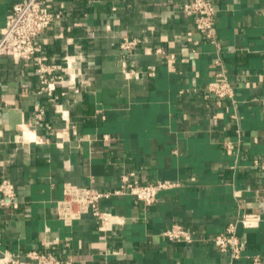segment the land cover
<instances>
[{
    "label": "crops",
    "instance_id": "obj_1",
    "mask_svg": "<svg viewBox=\"0 0 264 264\" xmlns=\"http://www.w3.org/2000/svg\"><path fill=\"white\" fill-rule=\"evenodd\" d=\"M19 1L0 0V38ZM51 1L60 17L39 42L62 67L52 95L34 61L0 56V180L14 183L19 202L0 205V255L26 264H35L32 250L72 264H228L212 237L255 212L262 222L240 228L235 264L264 259V171L253 165L264 155V0H213L219 47L181 10L187 0ZM124 37L139 40L128 55L138 77L122 72ZM218 57L235 100L208 89ZM130 171L141 183L176 186L152 205L131 194L102 199L104 223L90 213L72 224L59 218L67 184L114 191ZM174 223L194 241L165 237Z\"/></svg>",
    "mask_w": 264,
    "mask_h": 264
},
{
    "label": "built area",
    "instance_id": "obj_2",
    "mask_svg": "<svg viewBox=\"0 0 264 264\" xmlns=\"http://www.w3.org/2000/svg\"><path fill=\"white\" fill-rule=\"evenodd\" d=\"M181 10L194 17L196 24L201 28L206 39L213 44L220 46L216 34V5L213 0H187ZM60 13L53 11L51 0H21L13 5L12 11L7 18L6 25L0 38V56L20 58L25 61H34L37 65V73L42 83V90L52 95L56 89V82L63 81V75L58 73L61 66L51 63L46 54L43 53L42 45L39 42L40 34L48 28ZM137 38L124 37L120 48L122 50L121 64L122 72L126 77H138L140 72L128 65L129 52L137 46ZM73 57H68L65 62V69H72ZM217 67L214 81L208 89L219 99L229 98L235 100V90L228 79V73L224 67L221 57L214 61ZM64 68V67H63ZM78 71L71 73V81L76 83ZM153 74V72H150ZM54 75L55 79H49ZM79 92V88L75 89ZM61 111L60 109H57ZM229 153L233 152V145H227ZM253 165L264 171V155L255 158ZM176 186L171 181H155L141 183L135 171L124 173L120 178L119 187L114 191L101 192L94 187L78 186L67 184L64 189V197L57 205V213L65 223L72 224L81 219L84 214H92L104 223L109 221L111 214L102 211L100 203L102 199L116 195L131 194L136 196L146 205L154 204L161 191ZM0 205L4 207L18 208L16 187L9 179L0 180ZM262 222V215L255 212H243L230 221L225 230L212 237L213 243L222 252L228 254V264H235L241 259L243 253V239L240 228H256ZM163 235L177 242H193L194 238L189 230L183 225L174 223ZM27 257L35 264H72L71 260L58 258L51 252L32 250ZM254 264H263L264 259L258 255L251 257ZM0 264H26L23 259L15 254L3 252L0 255Z\"/></svg>",
    "mask_w": 264,
    "mask_h": 264
}]
</instances>
